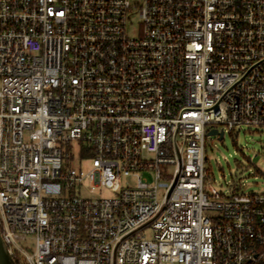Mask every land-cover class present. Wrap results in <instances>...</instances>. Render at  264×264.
<instances>
[{
  "label": "built area",
  "instance_id": "obj_1",
  "mask_svg": "<svg viewBox=\"0 0 264 264\" xmlns=\"http://www.w3.org/2000/svg\"><path fill=\"white\" fill-rule=\"evenodd\" d=\"M262 125L264 0H0L16 264H264V191H218L205 147Z\"/></svg>",
  "mask_w": 264,
  "mask_h": 264
},
{
  "label": "rangeland",
  "instance_id": "obj_2",
  "mask_svg": "<svg viewBox=\"0 0 264 264\" xmlns=\"http://www.w3.org/2000/svg\"><path fill=\"white\" fill-rule=\"evenodd\" d=\"M137 21V17L135 19ZM206 165L210 172L207 179L218 190L229 195L236 187L245 192L264 191V125L250 126L239 132H225L206 137ZM87 168L89 161L74 163ZM90 196H112L106 187H98ZM151 236V231H147Z\"/></svg>",
  "mask_w": 264,
  "mask_h": 264
},
{
  "label": "water",
  "instance_id": "obj_3",
  "mask_svg": "<svg viewBox=\"0 0 264 264\" xmlns=\"http://www.w3.org/2000/svg\"><path fill=\"white\" fill-rule=\"evenodd\" d=\"M207 135H216L219 139H222L224 137V131L218 130L217 128H211ZM0 264H16V261L12 257V255L9 253L2 237L0 234Z\"/></svg>",
  "mask_w": 264,
  "mask_h": 264
},
{
  "label": "trees",
  "instance_id": "obj_4",
  "mask_svg": "<svg viewBox=\"0 0 264 264\" xmlns=\"http://www.w3.org/2000/svg\"><path fill=\"white\" fill-rule=\"evenodd\" d=\"M240 187H236V189H239Z\"/></svg>",
  "mask_w": 264,
  "mask_h": 264
}]
</instances>
